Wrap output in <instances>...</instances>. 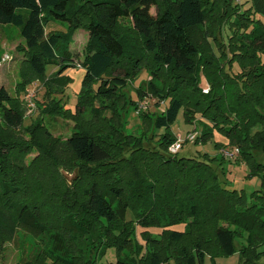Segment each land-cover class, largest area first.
<instances>
[{"label": "trees", "instance_id": "1", "mask_svg": "<svg viewBox=\"0 0 264 264\" xmlns=\"http://www.w3.org/2000/svg\"><path fill=\"white\" fill-rule=\"evenodd\" d=\"M246 2L250 7L242 12L231 0H0V25L18 28L23 39L16 48L23 59L15 94L0 85V252L21 230L51 247L50 256L38 252L22 264H104L110 248L115 264H203L207 256L236 253L239 264H264V163L257 159L258 153L264 157V119L257 112L264 110V24L248 12L264 17V0ZM211 7L225 22L205 37L201 52L190 33L204 31ZM50 23L65 29L46 32ZM225 25L232 32V55L244 59H239L242 69L232 76L226 72L230 81L220 99H206L197 93L199 73L226 57L220 37ZM78 30L88 39L72 112L52 95L63 94L69 83L64 73L79 59L70 49ZM142 70L151 79L149 92L139 86L136 98L151 93L167 104L146 114L144 132L127 136L120 118L128 108L135 110L137 101L127 93ZM166 79L173 86L163 96L154 83ZM35 81L43 85V101L36 102L38 115L25 125L19 95ZM89 95L95 107L87 108ZM225 104L253 106L252 120L218 125L227 114L221 110ZM181 109L188 124L196 114L213 124L203 125L191 144L206 143L216 128L239 150L236 163L246 165L247 179L260 180L259 188L248 196L230 188L217 156L168 152L176 139L169 128ZM86 114L90 121L83 120ZM58 120L72 122L64 140L52 132ZM163 222L186 229L166 230L161 238L143 232L145 245L136 242V224L159 228ZM89 247L94 257L81 260Z\"/></svg>", "mask_w": 264, "mask_h": 264}, {"label": "rangeland", "instance_id": "2", "mask_svg": "<svg viewBox=\"0 0 264 264\" xmlns=\"http://www.w3.org/2000/svg\"><path fill=\"white\" fill-rule=\"evenodd\" d=\"M235 4L241 5L240 8L243 11L249 9L250 2H246L247 0H231ZM249 16L253 18L257 23L261 21L264 24V17L259 14L252 13V10L249 11ZM151 14H155V10L151 9ZM220 10L214 9L211 7L210 12L208 13V19L204 26V31L201 29L194 30L190 33V37L194 44L198 47V49L202 52L206 49L204 46L206 40L205 37L213 36L211 35L213 32H219L222 24L225 22V18L220 16ZM122 25L124 26L123 30H126V27L129 26L128 21H122ZM257 25V24H256ZM63 23H50L46 32L50 31H64ZM234 29V28H233ZM83 31V30H79ZM85 32V31H83ZM232 35L230 31L229 25H225L222 33L220 35L221 42L224 44V49L226 50V57L220 58L218 61L214 62L212 68H202L199 77L200 80L197 84L198 90L197 93L200 92L201 95L206 96V99L217 100L220 99V95L226 91V88L229 83V77L226 72L229 73L230 76L236 75L241 72V64L240 61L243 62L244 59L235 57L232 55L230 48L228 47L229 36ZM87 41V36L84 33L80 35H76L74 38V43L72 45V52L77 55V58H82V49ZM210 43L213 44V39H209ZM23 42V39L20 36L19 29L12 25H0V84L5 87L9 94L14 95L15 85L19 80V67L22 61V52L16 50L18 45ZM214 55L217 57L220 55L217 50L216 45L211 46ZM209 50V49H208ZM75 55V56H76ZM5 56H9L8 60L5 62L2 59ZM234 57L231 61V64L228 67V58ZM77 60L75 67L67 70L64 73V76L69 78V83L66 85L63 94H54L52 95V99H56L57 101H61L63 107L70 111H74L75 106L77 104V98L81 93V79L83 69L80 67V60ZM239 59H241L239 61ZM54 67L49 66L47 68L46 74L47 76H51L53 74ZM229 69V70H228ZM209 78V79H208ZM150 76L147 74L145 70H142L137 76V78L133 81V83L129 86V95L133 100L137 102H143L146 104L147 108L144 111L137 112L134 109H127V112L124 113L121 118V130L127 136H138L141 132H144V129L147 128L145 121L146 114L152 115L154 112L162 111L166 106L167 99L164 97L158 98L151 93H148L144 98L138 100L136 98L135 90L142 86L145 91L147 89L146 84L150 82ZM220 84L218 85V83ZM158 88L163 90L161 95H167V89L169 90L173 86V80L166 79L165 81L160 80L154 83ZM191 88V87H190ZM193 88V87H192ZM29 89L33 92L34 97L31 102L33 103V107H28L29 99L26 98V90ZM190 89H184L185 92H189ZM149 92V91H148ZM44 88L43 85L39 81H35L31 83L25 91L19 95V100L23 103L25 107V121L24 124L28 125L33 119H35L38 115V110L36 107V102L43 101ZM213 104L216 105L218 102H213L210 104V108L212 109ZM87 108L95 107L96 101L95 99L89 95L87 97ZM245 108L241 107H230L228 105H223L221 110L226 111L227 114L222 115L221 118H218V121L215 122L219 125L223 122H228L230 126L234 124H246L252 120L249 119L251 111L253 110V106ZM223 112V113H224ZM257 112L260 114L259 116L264 119V110L261 107H257ZM143 113V114H142ZM225 118V119H224ZM91 115L86 114L83 117V120L90 121ZM247 119V120H246ZM144 120V123L142 121ZM195 120V121H194ZM193 124H188L184 120L183 109L180 110L175 122L170 125L169 132L172 133L175 138L180 137L183 140L186 138L188 134H194L198 136L200 131L202 130V126L206 128V125L212 126L211 121L202 117L200 114H196L194 118ZM229 126V125H228ZM227 126V127H228ZM72 128V122H67L64 120H58L52 132L54 136H59L61 139L68 137ZM257 129V128H256ZM165 130H158V133H163ZM150 135V132H148ZM214 144L217 145V148L214 147ZM197 155L207 153L209 157H219L222 158L223 168H227V181L230 185V188L236 190H244L245 194L248 196L250 193L259 188L260 180L257 177H253L250 179L246 178L247 175V167L242 162L237 164L236 162L239 160L240 153L239 150L235 147H231L228 145L227 139L215 128L213 129L212 138L204 144H191L185 142L183 144V148L181 150V154ZM259 158L258 161L264 163V157L262 153H258ZM68 174V173H66ZM72 176V174H68ZM128 179V178H126ZM185 224H173L167 225L163 222L159 228L149 227L142 228L138 224L135 226V240L136 242L143 246L145 242L141 237V233L146 232L148 236L161 238V235L166 230H175V231H183L185 230ZM51 247L47 243V241L39 240L38 238L32 237L30 234L24 231H18L17 235L14 238L6 241L1 245L0 252V264H22L26 260L32 259L35 254L38 252L43 253L42 257H47L50 254ZM48 254V255H47ZM50 256V255H49ZM83 261L88 258L94 257L93 250L91 247L86 250L82 255ZM104 257V258H103ZM102 257V262L104 264H115L116 263V251L113 248L107 250L105 255ZM240 257L239 254H234L232 256H215L213 259L209 256L205 257L203 264H239ZM51 264V263H49ZM169 264H174V262H170Z\"/></svg>", "mask_w": 264, "mask_h": 264}, {"label": "built area", "instance_id": "3", "mask_svg": "<svg viewBox=\"0 0 264 264\" xmlns=\"http://www.w3.org/2000/svg\"><path fill=\"white\" fill-rule=\"evenodd\" d=\"M8 58H9V56H5L2 59V61L5 62L6 60H8ZM26 93H27L26 98L29 99L28 107H33V103L31 102V100L34 97V94L29 89L26 90ZM146 108H147V106L145 103L140 102V101L136 103L135 110L137 112L144 111ZM195 139H196V136L194 134H188L184 140L180 137H176L175 141L168 147V152L171 155H175L182 149V145L185 142L193 143Z\"/></svg>", "mask_w": 264, "mask_h": 264}, {"label": "crops", "instance_id": "4", "mask_svg": "<svg viewBox=\"0 0 264 264\" xmlns=\"http://www.w3.org/2000/svg\"><path fill=\"white\" fill-rule=\"evenodd\" d=\"M81 33H84L86 36H87V39H88V35H87V33L86 32H83V31H76L75 32V34L73 35V42H72V44H71V46H70V49L72 50V45H73V43H74V38H75V36L76 35H80ZM80 60V59H79ZM83 75H84V70H83V72H82V77H83ZM81 81H82V79H81ZM1 85V84H0ZM3 86V85H2Z\"/></svg>", "mask_w": 264, "mask_h": 264}]
</instances>
